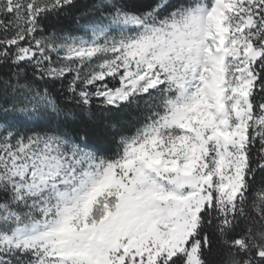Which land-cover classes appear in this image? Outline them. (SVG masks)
<instances>
[{
	"label": "snow or ice",
	"instance_id": "obj_1",
	"mask_svg": "<svg viewBox=\"0 0 264 264\" xmlns=\"http://www.w3.org/2000/svg\"><path fill=\"white\" fill-rule=\"evenodd\" d=\"M0 264H264V0H0Z\"/></svg>",
	"mask_w": 264,
	"mask_h": 264
}]
</instances>
